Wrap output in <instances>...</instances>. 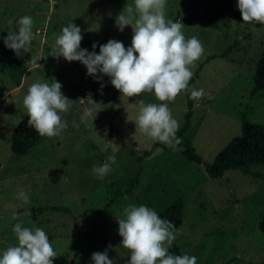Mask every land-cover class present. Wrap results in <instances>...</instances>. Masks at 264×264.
<instances>
[{"label":"rangeland","instance_id":"1","mask_svg":"<svg viewBox=\"0 0 264 264\" xmlns=\"http://www.w3.org/2000/svg\"><path fill=\"white\" fill-rule=\"evenodd\" d=\"M237 3L166 2V19L180 21L186 39L197 37L204 49L192 68L193 81L188 87L192 105L185 138L201 159L195 164L136 131V103H161L154 94L122 96L109 77L90 76L79 61L49 55L54 36L73 23L81 29V50L91 53L96 44L94 51L99 54V47L109 40L130 47L133 29L127 26L121 32L116 18L133 0H0V39L7 38L9 31L18 34L20 18L33 20V39L26 52L17 55L13 51L28 71L19 86L0 69V254L17 244L13 228L20 223L46 232L56 252L53 264H93L92 254L105 251L114 264H128L130 252L121 246L117 220L124 218L123 210L129 204L138 206L147 187L170 186L181 194L184 204L182 223L171 246L182 255L195 256L197 264H224L231 258H235L233 264H264V179L229 170L212 180L204 172V166L239 134L241 116L264 125V92L250 95L254 64L264 49V25L244 23ZM232 43V50L221 56ZM211 55L215 57L204 63ZM37 56L41 60L33 64L31 57ZM52 78L74 102L61 113L67 128L59 136L40 137L26 155L15 156L10 151V136L26 116L23 97L31 84L51 83ZM192 89H203L204 96L193 100ZM91 100L103 107L81 122L84 109L94 107ZM168 107L181 127L186 111L184 93ZM154 143L164 147L137 163ZM105 162L111 164V171L98 179L92 169ZM139 165L137 184L121 194ZM254 171L264 173V166ZM21 190L27 194L28 204L18 198ZM37 206L62 207L66 212H46L36 220L24 215ZM89 235L96 240L86 242L84 237Z\"/></svg>","mask_w":264,"mask_h":264},{"label":"clouds","instance_id":"2","mask_svg":"<svg viewBox=\"0 0 264 264\" xmlns=\"http://www.w3.org/2000/svg\"><path fill=\"white\" fill-rule=\"evenodd\" d=\"M166 2L133 0V4L125 5L116 18V26L121 32L127 26L132 27L131 46L128 48L122 42L109 40L99 47V54L94 51L96 44H93L94 50L91 53L87 49L81 50V29L73 23L63 27L54 36L49 55L63 57L68 62L79 61L90 76L100 74L109 77L111 85L122 96L130 98L145 92L154 94L161 103L145 104L143 100L136 103L139 105L135 118L136 131L138 129L153 141L176 151L182 143L176 137L180 125L172 117L168 103L188 89L194 74L192 68L203 55L204 49L197 37L186 39L182 32L184 25L180 21L166 19ZM237 7L244 23L264 25V0H238ZM9 24H12L11 20ZM18 25V34L9 31L4 40L5 46L17 55L21 50L26 52L33 39V20L30 16H24L19 19ZM37 60L41 58L31 57L33 64ZM50 81L31 84L22 101L28 125L41 137L48 138L59 136L67 128L61 113L67 112L74 103L62 94V85L55 78ZM203 96V89L191 90L193 100ZM91 104L94 107L84 109L81 122L94 112L97 114L99 111L96 109L103 107L93 100ZM73 126L79 127L75 121ZM108 160L115 162L114 157ZM92 171L96 178L103 179L111 171V164L105 162ZM18 198L24 204L29 203L27 194L22 190ZM123 211L124 218L117 220L118 234L122 237L121 246L130 252L128 264H197L195 256L169 253L178 230L171 222L161 219L153 209L145 205L129 204ZM24 215L31 213L28 211ZM13 232L17 244L7 247L0 254V264H53L56 252L42 228L29 229L17 223ZM91 259L93 264H114L108 258L107 251L93 253Z\"/></svg>","mask_w":264,"mask_h":264},{"label":"trees","instance_id":"3","mask_svg":"<svg viewBox=\"0 0 264 264\" xmlns=\"http://www.w3.org/2000/svg\"><path fill=\"white\" fill-rule=\"evenodd\" d=\"M6 39V38H5ZM5 39H0V69L9 77L10 81L17 87L20 84L22 76L28 71L21 61L16 59L13 51L4 44ZM234 47V43L228 45L221 53V56L229 53ZM211 55L206 57L204 63L214 58ZM199 65L198 70H200ZM193 79L190 80L189 85ZM250 95L264 92V49L260 52L251 75ZM189 87V86H188ZM186 101V111L183 115V125L176 132V137L182 141L177 146L178 152L185 160L200 164L201 159L195 153L191 142L185 138V133L189 129V118L191 116V101L188 97V89L183 91ZM40 135L28 125L27 115L13 128L10 136V151L15 156L26 155L39 141ZM158 147H164L159 143H154L151 150L143 152L136 159L140 163L142 159L148 158ZM264 166V125L251 123L244 116L240 117L239 134L230 139V141L215 155L212 162L204 166V172L208 178L218 180L222 178L226 171H238L244 176L264 179V173L255 172L257 168ZM141 172V166H138L137 174L130 180L128 187L121 193L130 192L138 182V176ZM137 205H145L153 209L161 219L171 222L176 229L182 223L183 199L181 194L173 187H147L145 189L143 200H137ZM46 212H66L65 208L55 206H37L31 210V218L36 220ZM86 242L95 241L90 235L85 236ZM169 253L173 255H182L176 246L169 247ZM235 258H231L224 264H233Z\"/></svg>","mask_w":264,"mask_h":264},{"label":"water","instance_id":"4","mask_svg":"<svg viewBox=\"0 0 264 264\" xmlns=\"http://www.w3.org/2000/svg\"><path fill=\"white\" fill-rule=\"evenodd\" d=\"M111 123H109L108 124V130H109V132H108V137H111Z\"/></svg>","mask_w":264,"mask_h":264}]
</instances>
